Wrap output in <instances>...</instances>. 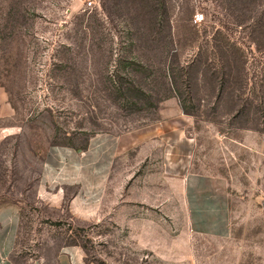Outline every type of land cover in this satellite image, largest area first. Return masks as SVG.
Instances as JSON below:
<instances>
[{"label": "rangeland", "instance_id": "374dc122", "mask_svg": "<svg viewBox=\"0 0 264 264\" xmlns=\"http://www.w3.org/2000/svg\"><path fill=\"white\" fill-rule=\"evenodd\" d=\"M92 1L0 0V210L18 208L14 264H57L67 246L90 264H264V0ZM94 44L114 54L83 50ZM225 48L244 80L232 91L212 74ZM188 63L172 91L167 68ZM179 123L191 172L230 197L228 237L192 232L181 182L162 176L156 132ZM99 132L122 144L98 214L80 221L40 197L41 164Z\"/></svg>", "mask_w": 264, "mask_h": 264}, {"label": "crops", "instance_id": "0c3cea01", "mask_svg": "<svg viewBox=\"0 0 264 264\" xmlns=\"http://www.w3.org/2000/svg\"><path fill=\"white\" fill-rule=\"evenodd\" d=\"M160 145L161 173L183 186L184 207L192 232L213 237L231 234L230 197L217 189L205 174L192 173L193 138L182 123L156 132ZM122 138L115 132H99L84 144L54 145L43 156L40 171V197L53 207L65 206L72 217L90 221L99 212L104 193L119 153ZM19 229L18 208L8 205L0 210V264H14ZM57 264H90L79 246L60 250Z\"/></svg>", "mask_w": 264, "mask_h": 264}, {"label": "trees", "instance_id": "16d2710c", "mask_svg": "<svg viewBox=\"0 0 264 264\" xmlns=\"http://www.w3.org/2000/svg\"><path fill=\"white\" fill-rule=\"evenodd\" d=\"M237 5L239 6H243L246 7V1L245 0H237ZM153 16L155 18H159V13H158V8H156V6L153 8ZM95 45V46H94ZM92 46L87 47L86 49L83 48V50H86L89 54L91 55H99V57H106V56H112L114 54V49H112V47L110 48H105L102 47L100 45H96L94 44ZM218 48V50H221L223 53V49L222 47H218L216 46L215 49ZM70 47H67L66 50H69ZM80 48L78 47L77 50H79ZM237 51L239 54V56H241V58L245 55L244 51H242L240 48H236L234 52ZM107 53V54H106ZM236 53V52H235ZM224 56L227 60V62H223V64L220 65L219 70L217 71H213L212 74L215 75V78H217L218 76H220V81H221V86H223V88L225 87L226 84H228L229 90L228 91H232V89L236 86H244V80L241 77L242 73L237 72L236 75H233V64H232V59L229 61L228 60V50L225 48V53ZM192 65L191 64H187L182 66V68H180L179 70H176L173 66L168 67L166 70V75L169 79V87H171L172 91H182L181 90V86H182V81L183 79H181L183 76L181 74V71H184V74L187 73L190 67ZM236 67H240L236 65ZM242 67V66H241ZM240 70V69H239ZM189 74V72H188ZM243 82V83H242ZM230 84V85H229ZM183 108L186 110V106L184 105ZM187 112V111H186ZM67 145H72V144H67Z\"/></svg>", "mask_w": 264, "mask_h": 264}, {"label": "built area", "instance_id": "2783aa9c", "mask_svg": "<svg viewBox=\"0 0 264 264\" xmlns=\"http://www.w3.org/2000/svg\"><path fill=\"white\" fill-rule=\"evenodd\" d=\"M93 5V1L92 0H89L88 2V6L91 7ZM203 20H205V16L203 13H196L193 17V22L195 24H200L203 22Z\"/></svg>", "mask_w": 264, "mask_h": 264}]
</instances>
